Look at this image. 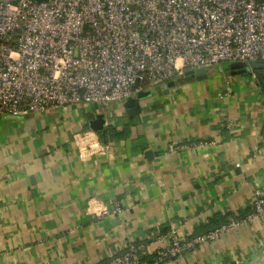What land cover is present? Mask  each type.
Instances as JSON below:
<instances>
[{"label": "crops", "instance_id": "0c3cea01", "mask_svg": "<svg viewBox=\"0 0 264 264\" xmlns=\"http://www.w3.org/2000/svg\"><path fill=\"white\" fill-rule=\"evenodd\" d=\"M229 63L200 78L185 69L168 94L140 100L137 116L125 101L99 106V132L81 126L93 105L3 115L0 264H104L129 243L172 230L188 238L253 214L264 197V87ZM167 244L153 242L145 257ZM263 261L264 214L166 264Z\"/></svg>", "mask_w": 264, "mask_h": 264}, {"label": "built area", "instance_id": "2783aa9c", "mask_svg": "<svg viewBox=\"0 0 264 264\" xmlns=\"http://www.w3.org/2000/svg\"><path fill=\"white\" fill-rule=\"evenodd\" d=\"M250 61L264 62V0H0L2 115L108 106L133 96L137 81ZM120 211L104 207L97 215ZM262 214L259 197L253 214L206 233H161L153 242L168 246L146 264H166ZM153 242L129 243L104 264H144Z\"/></svg>", "mask_w": 264, "mask_h": 264}, {"label": "water", "instance_id": "95a60500", "mask_svg": "<svg viewBox=\"0 0 264 264\" xmlns=\"http://www.w3.org/2000/svg\"><path fill=\"white\" fill-rule=\"evenodd\" d=\"M232 68L238 69L241 73H248V70L251 69L255 72L258 80H260L263 83L264 87V73H261V69H264V62L263 61H250V62H234L231 65ZM209 67H199L195 69H190L184 72L185 76H191V77H205L207 74V70ZM263 74V75H262ZM180 76H176L174 79L168 81V82H158L152 85L151 89L148 91L139 90V82L137 81L135 84V88L139 91L137 94L131 96L128 98L123 106L127 110V113L129 116H137L138 115V108H139V101L151 96L152 94L157 92L158 88H161L164 90L165 94H168L171 89L178 86V80ZM162 90V91H163ZM160 93V92H158ZM94 111L92 112H86L84 115V121L82 123V127L89 126L93 131L99 132L103 131L106 128V114L100 113L97 114L95 111L99 109L98 104H94ZM3 118V115L0 114V119ZM11 118H16L15 116H11ZM81 130H79L76 133H79ZM148 155L151 154L149 151L147 153ZM264 264V261L263 263Z\"/></svg>", "mask_w": 264, "mask_h": 264}, {"label": "trees", "instance_id": "16d2710c", "mask_svg": "<svg viewBox=\"0 0 264 264\" xmlns=\"http://www.w3.org/2000/svg\"><path fill=\"white\" fill-rule=\"evenodd\" d=\"M262 70V69H261ZM260 70V71H261ZM239 218H243V217H239ZM217 227H219V226H217ZM217 227H214L213 229H215V228H217ZM168 231H166V232H163L162 234H165V233H167ZM151 256V255H150ZM154 259H155V256L154 255H152L150 258L148 257H145V256H143V257H140V261L141 262H147V263H152L153 261H154Z\"/></svg>", "mask_w": 264, "mask_h": 264}, {"label": "rangeland", "instance_id": "374dc122", "mask_svg": "<svg viewBox=\"0 0 264 264\" xmlns=\"http://www.w3.org/2000/svg\"><path fill=\"white\" fill-rule=\"evenodd\" d=\"M226 64H230L229 62H226ZM250 74V73H249ZM248 77L250 78V79H252V77H251V75H248ZM147 82L146 81H143L142 82V85H144V84H146Z\"/></svg>", "mask_w": 264, "mask_h": 264}]
</instances>
